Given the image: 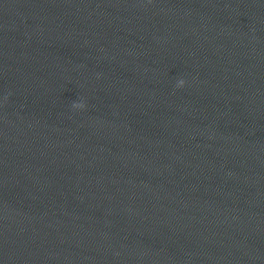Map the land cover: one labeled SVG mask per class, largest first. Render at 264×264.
<instances>
[{"label":"clouds","instance_id":"obj_1","mask_svg":"<svg viewBox=\"0 0 264 264\" xmlns=\"http://www.w3.org/2000/svg\"><path fill=\"white\" fill-rule=\"evenodd\" d=\"M184 84H185V81L183 80V79H180L179 81H178V83H177V87H183L184 86ZM73 107L74 108H84L85 107V105H84V103H82V102H73Z\"/></svg>","mask_w":264,"mask_h":264}]
</instances>
